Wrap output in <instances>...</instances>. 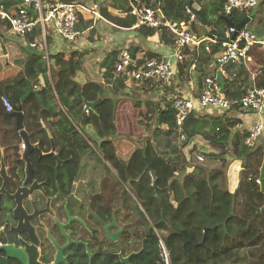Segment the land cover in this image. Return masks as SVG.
<instances>
[{
    "label": "trees",
    "instance_id": "1",
    "mask_svg": "<svg viewBox=\"0 0 264 264\" xmlns=\"http://www.w3.org/2000/svg\"><path fill=\"white\" fill-rule=\"evenodd\" d=\"M61 1L74 3L84 0ZM165 1L163 9L166 18L178 23L191 20L189 6L192 2L197 3L200 13L199 19L192 24L194 32L200 36H216L219 40L225 38L229 27L222 11L227 0ZM113 2L119 14L128 13V0ZM21 3L22 0H0V7H16ZM254 10L236 13L230 21L240 24ZM101 12L104 19L113 25L129 29L136 26L135 17L112 16L104 8ZM88 21L92 25L86 23ZM80 24L83 25L80 32L93 27V21L85 20L82 16ZM198 24L204 29L203 34L199 32ZM137 31L145 39L159 33L160 41L165 46L172 44V37L165 28L158 32L141 27ZM9 32V25L0 22V97L8 98L14 108L22 107L24 126L32 133L33 143L48 145L50 149L53 141L67 158L73 156L76 145L80 149L81 160L89 155L92 145H101L102 149L110 146V152H102L104 158L110 161L124 180L126 177L129 179L150 219L161 221L164 215L165 222L161 224L160 231L172 234L165 243L171 264H264V212L258 213L264 208V191L258 183L264 165V138L253 148L246 145L247 136L244 130L238 128L243 123L240 114L244 112L238 107L226 113L195 111L185 121L183 129L186 139L178 145L179 133L170 100H167L169 103L165 108H158L149 102L144 112L142 105L135 103L136 120L141 118L142 121L135 124L123 122L130 128L131 133H128L121 125L125 116L123 96L120 95L127 88V80L115 75L120 51L108 53L100 63L104 83H93L87 88L76 79L85 64L83 55L78 52L69 56L64 52L55 55L49 53L51 65L48 68L44 51L40 47L34 49L30 46V43L38 41L40 29L28 41L19 37L9 38ZM52 42L53 37L47 36L48 52ZM128 50L134 57L139 54H144L147 59L158 57L151 51L144 53L139 47ZM210 59L205 56L196 59L192 55L179 67L178 75L183 77L185 72L187 83L193 82L196 86V97L201 94L206 77L205 66ZM193 66L195 70L191 71ZM253 66L259 71L258 86L264 87V55L258 56ZM249 75L246 72L245 79L227 82V96L240 99L252 85ZM40 77L45 80L40 95H33L22 103L29 92V84L34 89L39 88ZM91 87L97 97L93 102L102 99L96 111H91L104 131L102 137L96 134L97 141L84 134V129L92 127L91 116L86 114L85 105L89 102L84 92ZM6 115L5 109L0 108V123L4 119L7 127L15 128L14 119ZM144 120L147 123H143ZM135 125L149 132L151 137L145 140L143 148L130 150L127 161L121 160L116 155L119 147L114 140L123 137L133 140ZM110 129L114 133L117 131L116 135L112 136ZM198 140L220 152L200 151L204 162H199L195 155L199 149L195 146L188 158L185 150ZM150 142L155 145H150ZM235 161L241 163V171L239 185L231 193L228 173ZM149 164L151 173L147 172ZM176 173L179 175L176 176ZM206 229H209L208 232H205ZM155 244L159 253H163L158 238Z\"/></svg>",
    "mask_w": 264,
    "mask_h": 264
},
{
    "label": "flooded vegetation",
    "instance_id": "2",
    "mask_svg": "<svg viewBox=\"0 0 264 264\" xmlns=\"http://www.w3.org/2000/svg\"><path fill=\"white\" fill-rule=\"evenodd\" d=\"M3 120L0 264H165L155 243L158 238L166 248L163 239L171 233L161 234V221L150 219L129 179L114 170L101 146L92 145L89 166L78 146L67 158L51 134L49 149L33 143L24 127L37 147L30 151V174L22 158L28 147L17 128Z\"/></svg>",
    "mask_w": 264,
    "mask_h": 264
},
{
    "label": "built area",
    "instance_id": "3",
    "mask_svg": "<svg viewBox=\"0 0 264 264\" xmlns=\"http://www.w3.org/2000/svg\"><path fill=\"white\" fill-rule=\"evenodd\" d=\"M100 0H93L91 7L84 2L64 3L61 0H22L16 7H0V22L9 25L10 32L24 41L34 36L37 29L41 30L38 41L30 43L31 48L40 47L45 54L48 68L50 59L47 46V24L55 33L67 42H75L80 32L81 16L85 19L92 15L94 20H104ZM128 13H121L123 17L132 16L137 19L135 28H151L160 31L165 28L172 37V54L169 57L144 58V55L134 57L129 50L120 53L115 67L116 77L133 81L136 85L148 89H163L172 86L180 65L193 55L196 59L203 56L210 57L205 66L206 77L203 80L199 97L185 98L177 95L172 99V109L175 112L176 127L179 133L178 145L186 139L183 126L187 118L195 111L226 113L238 107L241 112L251 115L252 122L243 123L238 127L246 134V145L253 148L264 138V87L257 84L259 71L254 68L257 55H264V39L244 28L237 32L235 28H228L223 40L216 36H200L192 28L197 17L190 9L191 20L178 23L166 18L164 0H128ZM263 0H227L223 6L222 15L230 20L236 13H243L257 9ZM36 11L38 16H34ZM217 51V52H216ZM243 64V67L238 65ZM195 70V66L191 71ZM245 70L250 73L252 84L240 99H233L225 93V84L230 81H241L245 77ZM242 74V76H241ZM245 90V89H242ZM0 108L7 114L14 111L10 100L0 97ZM86 114L90 110L86 109ZM22 150L25 145H22ZM199 162H204L203 156H198ZM231 170V169H230ZM241 165L232 171L238 172ZM179 174L176 173V176ZM260 184V181H258ZM165 264H171L164 244L162 243Z\"/></svg>",
    "mask_w": 264,
    "mask_h": 264
},
{
    "label": "crops",
    "instance_id": "4",
    "mask_svg": "<svg viewBox=\"0 0 264 264\" xmlns=\"http://www.w3.org/2000/svg\"><path fill=\"white\" fill-rule=\"evenodd\" d=\"M99 4L101 5L102 8H104L112 16H120V14L114 8L113 0H100ZM196 6H198V5L194 4L193 7L195 9H197ZM258 9H264V0L262 1L261 5L255 10L257 11ZM121 17H123V16H121ZM248 17L251 18L250 16H248ZM85 20H92L93 21V27H91L90 29H88L86 31H83L82 34L80 35V37L75 42H67L66 40H64L63 38L58 36L54 31L53 42L50 46L51 49L49 52L53 55L61 53V52L66 53L68 56L70 54H72L73 52H78L81 55H83L84 60H85V64H84L82 72H80L78 74L76 79L79 76H81L83 71H87V68L90 65V64H87L88 61H87L86 55L92 54L95 51L97 52V50H100L99 46H98V41L88 39V36L90 35L91 30L92 31L96 30L100 37L105 36L107 38V41H109L108 46L104 45L105 49H104L103 53H105V54L103 56H100V58L96 61L97 63H99V65L108 53H110L112 51H116V50L120 51V53H121L123 50H126V49L128 50L130 47H139L141 49H144L145 51H148V52L151 51L160 57H163V56L169 57L172 54V50H173L172 47L171 46H165L160 41L159 33H157L154 37L145 39V38L140 37V35H139V33L135 27H133L131 29L119 27V26L113 25L112 23H110L106 19L100 20V21L99 20L95 21L92 15H87ZM86 23H90L92 25V22L88 21ZM81 27H82V25H80V29H81ZM104 31H109L110 34H106ZM206 35H208V34H206ZM206 35H204V36H206ZM141 55H144V54H141ZM89 72L90 71H87L88 74H89ZM99 72H100V74H99L100 77H102L101 76V69ZM177 73H178V71H177ZM49 77H50V75H49ZM91 78L92 77H90V78L86 77L84 79V81L81 80V83H82L81 85L87 86V88H89L91 86V84H93V83L98 84V82H101V81H102L101 83H104V81L101 79L99 81H97V80L91 79ZM243 79H245V77ZM39 83H40L39 88H37L36 90L41 91V89L45 86V80L43 77H40ZM129 85H132V84L128 82L127 88H129ZM180 85H181L180 76L177 74L172 86H170L168 88L157 89L156 92H158L157 94L162 97L166 94V91L168 89H170V90L174 91L176 96L182 95L185 98H194L195 97L197 91H196V86L194 85L193 82H189V87L185 86L184 89H182L180 87ZM92 87L90 89H88V91L84 90L85 99L89 103L93 102L97 98V97H95L96 93L94 91V88H92ZM85 107H86V105H85ZM206 113H211V112L208 111ZM87 115H90L91 120H92V127H90V128H93V130L95 131V134H98L102 137L104 134L103 128L100 126V124L97 121H95V117L93 116V113L91 112L90 114H87ZM100 116H101L100 117V120H101L102 115H100ZM240 117L242 118V121H244V123L245 122L247 123V125L250 122H252V120H253V117L251 118V115H248L245 113L240 114ZM116 133H117V131L115 133L113 132L112 136H114V134L116 135ZM112 136L110 138H112ZM204 147L207 150H209V153L217 154L220 152L219 149H215V148L208 147V146H204ZM104 150L110 152L112 150V148L110 146H104L103 151ZM116 155L118 156V152L116 153ZM237 164H240V163L237 162ZM229 180L230 181H229V185H228L229 188L228 189L231 193H234L236 191L238 185H239V171L238 172L234 171L232 178H230Z\"/></svg>",
    "mask_w": 264,
    "mask_h": 264
},
{
    "label": "rangeland",
    "instance_id": "5",
    "mask_svg": "<svg viewBox=\"0 0 264 264\" xmlns=\"http://www.w3.org/2000/svg\"><path fill=\"white\" fill-rule=\"evenodd\" d=\"M92 4H93V0H89L88 3H87V5L89 7H91ZM195 4L197 5V3H195ZM196 8L199 9L198 6H196ZM32 13L34 14V16H36V17L38 16V13L36 11H32ZM120 16H122V15H120ZM249 16L251 17V20L252 21H251V23L249 25H247V29L250 30V31H252L257 38L263 40L264 39V36H263L264 35V9H258L257 11L255 10V11L252 12V14H249ZM82 28H83V25L81 27V30H82ZM198 30H199V32L201 34L204 33V29L199 24H198ZM109 31H104V32L106 34H110ZM53 34H54V29L51 28L50 24H47V36L48 37L49 36L50 37H53ZM259 36H263V37H259ZM7 37H9V38L11 37L12 38V37H16V36L13 35L11 32H9L8 35H7ZM88 39H91V40H94V41H98V46H99V49L100 50H97V52L95 51L92 54H87L86 55V58H87V61H88L87 64H90L89 67L87 68V71H90V72L88 74L87 71H83V73L81 74V76H79L77 78V81L80 84H82L81 83V80L84 81V79L86 77H89V78L92 77L91 79H95L97 81H99L102 78L99 75V71H100L99 63H97L96 61L100 58V56H103L105 54V53H103V51L105 49L104 48V45H107L108 46V42H109V41H107V38L105 36L100 37L96 30H93V31L90 32V35L88 36ZM50 49H51V47H50ZM142 51L144 53H148V51H145L144 49ZM260 55H257V57L260 56ZM238 67L239 68L240 67H243V64L238 65ZM254 68H256V67H254ZM185 74L186 73L184 72L183 77H180V81H181L180 87L182 89H184L185 86L186 87H189V83H187V81H186V77L187 76ZM48 75H50V71L48 72ZM128 82L131 83L132 85H129V88H126V90L123 91V92H121V94H120V95L123 96L122 97V100L124 101V106H123V111L124 112L123 111L122 112L124 113V116H125L124 121L121 120V125H122V129H123V125H124L125 131L128 132V133H131L130 128L127 125L123 124V122H126V123H134L135 124L136 121H137V123H139L140 121H142L141 118H138L136 120V116L134 114V111H135V108H134L135 103H140L142 105V111L143 112L147 109V103H149V102L153 103L158 108H165L169 102H172L173 97H175L176 95H175V93H174L173 90L168 89L166 91V94L161 97L160 95L157 94L158 92H156V90H153L152 89V91H151V89L145 88L143 86L136 85L133 81H128ZM106 86H108V84ZM167 100H170V101L168 102ZM158 108H157V110H158ZM143 123H147V121L144 120ZM143 133H144V135H142ZM84 134L87 137H89L90 139H93L94 141H97L98 140L97 139V136L95 134V131L93 130V128H90L89 127V128L84 129ZM150 137H151V134H149V132H146L140 126H138V125L136 126L135 125V127H134V135H133V140L134 141L133 140H129L126 137H123V138H120V139H118V138L115 139L114 140V143H115L116 146L119 147V149L117 148L119 150V153H118L119 159H121V160L124 159V160L127 161L128 160L127 157L129 156L130 150L143 148L145 146V140L148 139V138H150ZM150 145H155V144L152 143V142H150ZM95 146H97V145H95ZM98 146H101V145H98ZM195 146L196 147L198 146L197 148L199 149L198 150V153L195 154L196 155V158L198 156H201V155H199V153H201L200 151H205V149H206L204 147L205 146L204 142L202 140H198L194 144L192 143V145L188 149L185 150V154L188 155V158H190V156H189L190 150L193 149ZM102 150L99 149V152H102ZM83 160L86 163V165L91 164V163L88 162L90 160L89 158H83ZM234 167L235 168L237 167V161L233 162L231 164V166H230V169L231 170H229V173H228V178L229 179L232 178V176H233V172L234 171H232V170H233ZM114 170L117 172L116 169H114ZM191 171H192V169L191 170H188L189 173ZM228 185H229V183H228ZM167 233L168 232H166V231L161 232L162 235H166Z\"/></svg>",
    "mask_w": 264,
    "mask_h": 264
},
{
    "label": "water",
    "instance_id": "6",
    "mask_svg": "<svg viewBox=\"0 0 264 264\" xmlns=\"http://www.w3.org/2000/svg\"><path fill=\"white\" fill-rule=\"evenodd\" d=\"M85 2L88 0H84ZM194 2H192L189 6L190 11L196 15L197 19H199V10L195 9L194 7ZM225 22L227 23L229 28H235L237 32L242 31L244 28L247 27V25H249L251 23V18H246L244 21H242L240 24H235L232 23L230 20L224 18ZM52 64L54 65L55 62L52 61ZM33 95H40V91L35 90L32 86V84H29V92L27 95H25V97L22 99V103H25L27 101L28 98H30ZM102 103V99H99L98 101L94 102V103H86V109L91 110L92 112H95L97 107ZM6 116L11 117L12 119H14L15 124H16V128L18 130V132L20 133L21 139L24 142V144L28 147V149L26 151H24L22 158L24 159V161L28 162V168L30 169V174L31 172H34V168L30 162V151L31 149H36L37 147H35L31 141H30V137L27 134L26 130H25V126H24V121H25V116L24 113L22 111V107H15L14 111L10 114H7ZM59 160V159H58ZM60 165L61 161L59 160L58 162ZM152 168L151 165L149 164L148 168H147V172H151ZM260 184L262 185V189L264 191V165H263V169H262V178L260 180ZM158 192V191H157ZM264 212V208L262 210H258V213ZM164 215L162 214V219H161V223H164ZM209 229H206L205 232H208ZM213 230H216V228H214ZM172 236V234L170 235V237ZM170 237H166L164 238V242H168ZM6 251L8 252V257L10 256V253L8 251V249H6ZM136 255V254H135ZM134 256V255H132ZM124 264H128V260H124L123 261Z\"/></svg>",
    "mask_w": 264,
    "mask_h": 264
},
{
    "label": "clouds",
    "instance_id": "7",
    "mask_svg": "<svg viewBox=\"0 0 264 264\" xmlns=\"http://www.w3.org/2000/svg\"><path fill=\"white\" fill-rule=\"evenodd\" d=\"M88 1H89V0H88ZM88 1H86V2H85V1H83V2H84V3H88ZM81 3H82V2H81ZM35 90H36V89H35ZM85 109H86V108H85ZM90 112H91V110H90ZM240 165H241V163H240Z\"/></svg>",
    "mask_w": 264,
    "mask_h": 264
}]
</instances>
